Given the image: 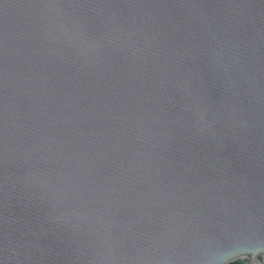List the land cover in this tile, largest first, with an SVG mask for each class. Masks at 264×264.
Masks as SVG:
<instances>
[{
	"label": "water",
	"instance_id": "obj_1",
	"mask_svg": "<svg viewBox=\"0 0 264 264\" xmlns=\"http://www.w3.org/2000/svg\"><path fill=\"white\" fill-rule=\"evenodd\" d=\"M0 264H264V0H0Z\"/></svg>",
	"mask_w": 264,
	"mask_h": 264
}]
</instances>
